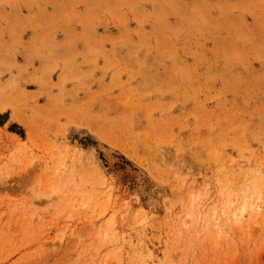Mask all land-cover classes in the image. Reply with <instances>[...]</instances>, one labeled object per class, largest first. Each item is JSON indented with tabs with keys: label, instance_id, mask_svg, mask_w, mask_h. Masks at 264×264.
Masks as SVG:
<instances>
[{
	"label": "rangeland",
	"instance_id": "rangeland-1",
	"mask_svg": "<svg viewBox=\"0 0 264 264\" xmlns=\"http://www.w3.org/2000/svg\"><path fill=\"white\" fill-rule=\"evenodd\" d=\"M0 264H264V0H0Z\"/></svg>",
	"mask_w": 264,
	"mask_h": 264
},
{
	"label": "bare ground",
	"instance_id": "bare-ground-1",
	"mask_svg": "<svg viewBox=\"0 0 264 264\" xmlns=\"http://www.w3.org/2000/svg\"><path fill=\"white\" fill-rule=\"evenodd\" d=\"M106 156H107L108 158L112 159V154H111L109 151L106 153ZM131 173H132V172H131ZM235 219L238 220V217H236Z\"/></svg>",
	"mask_w": 264,
	"mask_h": 264
}]
</instances>
